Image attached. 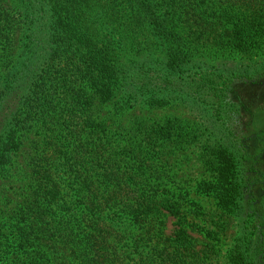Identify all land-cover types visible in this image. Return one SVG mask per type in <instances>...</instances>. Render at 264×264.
<instances>
[{"label":"trees","instance_id":"obj_1","mask_svg":"<svg viewBox=\"0 0 264 264\" xmlns=\"http://www.w3.org/2000/svg\"><path fill=\"white\" fill-rule=\"evenodd\" d=\"M1 1L0 174L18 134H42L13 227L0 217L9 264H204L164 180L172 120L114 137L111 116L174 95L168 77L190 69L200 41L228 54L264 47V0H11L14 16ZM141 40L170 63L123 61ZM228 147L220 203L239 217L228 264H264V153L248 165Z\"/></svg>","mask_w":264,"mask_h":264},{"label":"rangeland","instance_id":"obj_2","mask_svg":"<svg viewBox=\"0 0 264 264\" xmlns=\"http://www.w3.org/2000/svg\"><path fill=\"white\" fill-rule=\"evenodd\" d=\"M1 7L12 16L19 13L11 0H2ZM210 44L200 41L193 45L190 64L187 62L190 69H177L175 76L168 77L175 80L174 95H161V100L157 94L154 102L113 114L110 124L114 137H119L115 130L134 121L172 120V139L176 140L165 145L170 172L164 180L176 195L182 196L184 218L179 221L195 239L196 250L206 251L201 256L204 264H228L239 217L220 203L219 181L227 168L223 153L229 152L231 143L235 149L233 153L231 148L232 156L235 152L251 156L248 165L256 153H264V111L260 108L264 102V47L228 54ZM122 60L170 63L165 54L152 46L147 48L142 40L128 47ZM41 136L38 128L18 134L10 163L0 174V217L11 219L20 206L30 183L29 152L41 143ZM245 173L253 180V172ZM173 221L172 217L167 219L165 233L172 232ZM13 224L11 219L3 231ZM9 263L0 251V264Z\"/></svg>","mask_w":264,"mask_h":264}]
</instances>
